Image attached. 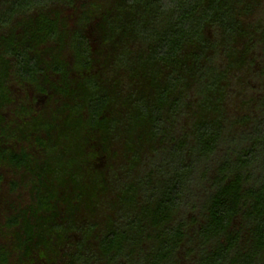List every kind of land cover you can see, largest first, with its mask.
Segmentation results:
<instances>
[{
    "label": "trees",
    "instance_id": "trees-1",
    "mask_svg": "<svg viewBox=\"0 0 264 264\" xmlns=\"http://www.w3.org/2000/svg\"><path fill=\"white\" fill-rule=\"evenodd\" d=\"M4 174L0 264H264V0H0Z\"/></svg>",
    "mask_w": 264,
    "mask_h": 264
},
{
    "label": "rangeland",
    "instance_id": "rangeland-1",
    "mask_svg": "<svg viewBox=\"0 0 264 264\" xmlns=\"http://www.w3.org/2000/svg\"><path fill=\"white\" fill-rule=\"evenodd\" d=\"M4 178H5V181L4 183L2 184L1 186V190H0V196L2 198H4V200H6V202L11 206V205H15V204H19L20 202H22V200H24V197H20L21 194L20 192H17L16 194L12 193V194H9L10 191H8V187L6 186L9 177L8 175L4 174ZM9 205H7V208L9 209Z\"/></svg>",
    "mask_w": 264,
    "mask_h": 264
}]
</instances>
